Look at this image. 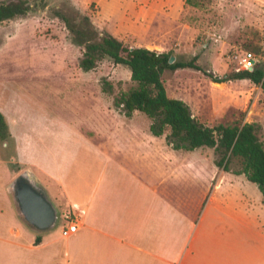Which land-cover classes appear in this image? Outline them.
<instances>
[{"label":"crops","instance_id":"obj_1","mask_svg":"<svg viewBox=\"0 0 264 264\" xmlns=\"http://www.w3.org/2000/svg\"><path fill=\"white\" fill-rule=\"evenodd\" d=\"M56 105L43 107V124L14 105L16 119L5 123L0 264H264V201L243 195L239 179L210 186L189 156L198 148L173 149L136 110L125 116L106 102L90 109L103 112L102 122L96 115L76 128L75 109L66 118L65 105ZM18 169L56 210L57 228L36 229L18 213L9 190ZM64 215L76 224L67 236Z\"/></svg>","mask_w":264,"mask_h":264},{"label":"rangeland","instance_id":"obj_2","mask_svg":"<svg viewBox=\"0 0 264 264\" xmlns=\"http://www.w3.org/2000/svg\"><path fill=\"white\" fill-rule=\"evenodd\" d=\"M25 1L29 5L26 14L0 22V106L4 114L0 113L5 123L11 116L16 119L12 110L16 105L25 116L43 124V107L57 111L56 101H61L66 118L71 117L68 109L73 107L81 119L74 122L76 128H87L96 115L101 122L100 117H104L103 112L94 114L90 109L112 101L118 91L133 85L128 69L108 58L82 71L77 64L82 47L72 42L55 9L74 16L86 14L98 31H106L126 45L171 51L178 60L195 57L200 67L218 77L238 70L239 56L246 50L254 54L255 65L264 67V0H196L194 4L185 0ZM161 78L167 96L181 99L206 125L235 120L259 123L264 146V89L259 85L247 79L213 82L192 68L165 70ZM107 85L111 86L110 93L102 90ZM113 109L119 113V109ZM135 113L147 127L149 118ZM104 121L115 122L109 117ZM0 150L5 157L11 148L0 143ZM189 156L209 175L210 186L218 178H237L243 195L249 199L261 197L256 185L242 174L217 168L212 148L195 149ZM237 166L234 160L229 164L231 169ZM22 172L18 169L11 177V194L13 180ZM189 190L186 197L193 198L196 189L190 186ZM235 190L237 194V186ZM260 211L264 212V207ZM60 221L58 218L52 227L57 228Z\"/></svg>","mask_w":264,"mask_h":264},{"label":"trees","instance_id":"obj_3","mask_svg":"<svg viewBox=\"0 0 264 264\" xmlns=\"http://www.w3.org/2000/svg\"><path fill=\"white\" fill-rule=\"evenodd\" d=\"M185 1L188 4L196 3V0ZM28 10L29 5L25 0L0 1V22L23 16ZM54 14L63 22L72 42L82 47L77 63L82 71L93 69L102 58H108L112 63L128 69L133 85L113 96V107L125 116L134 110L146 115L149 118V132L155 136L164 134L165 142L173 149L212 148L216 155L214 165L235 175L242 174L256 185L264 201V146L260 138V124L235 120L206 125L192 115L188 105L181 99L167 96L161 78L165 70L192 68L213 82L247 79L264 89L263 65H254L251 70L226 72L218 77L200 67L195 57L188 60L174 58L169 62L168 58L173 56L171 51L126 45L108 32L98 31L86 14L74 16L59 9H55ZM106 87H102V90L110 93L111 86ZM166 130L167 133H164ZM7 137V127L0 113V140ZM232 160L238 165L237 168L229 167ZM38 240L35 237L34 242Z\"/></svg>","mask_w":264,"mask_h":264},{"label":"water","instance_id":"obj_4","mask_svg":"<svg viewBox=\"0 0 264 264\" xmlns=\"http://www.w3.org/2000/svg\"><path fill=\"white\" fill-rule=\"evenodd\" d=\"M174 56L168 58L172 62ZM13 199L17 205L18 213L30 226L39 230L54 225L56 210L46 198L44 192L21 173L15 177L11 187Z\"/></svg>","mask_w":264,"mask_h":264},{"label":"built area","instance_id":"obj_5","mask_svg":"<svg viewBox=\"0 0 264 264\" xmlns=\"http://www.w3.org/2000/svg\"><path fill=\"white\" fill-rule=\"evenodd\" d=\"M238 61L240 65L239 69L251 70L255 65L254 54L250 51H243L240 54ZM63 219L66 222V225L61 227L60 234L62 236H67L68 234L75 231L76 224L74 220L71 217H69V215H64Z\"/></svg>","mask_w":264,"mask_h":264}]
</instances>
